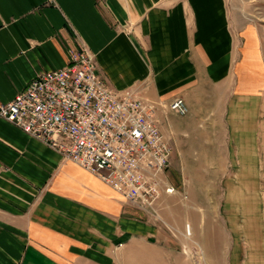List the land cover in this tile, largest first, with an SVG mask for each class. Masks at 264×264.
Segmentation results:
<instances>
[{
    "label": "crops",
    "instance_id": "1",
    "mask_svg": "<svg viewBox=\"0 0 264 264\" xmlns=\"http://www.w3.org/2000/svg\"><path fill=\"white\" fill-rule=\"evenodd\" d=\"M76 40L111 87L153 108L171 142L170 176L178 166L240 168L224 179L225 190L236 184L225 214L243 218V264H264V92L252 53L233 71L226 1L0 0V103L37 72L64 66ZM175 97L188 108L184 127L165 122ZM245 196L255 199L249 211ZM140 213L0 118V264H172L171 240Z\"/></svg>",
    "mask_w": 264,
    "mask_h": 264
},
{
    "label": "built area",
    "instance_id": "2",
    "mask_svg": "<svg viewBox=\"0 0 264 264\" xmlns=\"http://www.w3.org/2000/svg\"><path fill=\"white\" fill-rule=\"evenodd\" d=\"M67 54L64 66L37 72L11 100L0 103V118L156 214L161 194H173L175 188L164 175L171 146L153 109L129 91L111 87L81 41ZM168 107L180 115L188 110L181 97Z\"/></svg>",
    "mask_w": 264,
    "mask_h": 264
},
{
    "label": "rangeland",
    "instance_id": "3",
    "mask_svg": "<svg viewBox=\"0 0 264 264\" xmlns=\"http://www.w3.org/2000/svg\"><path fill=\"white\" fill-rule=\"evenodd\" d=\"M225 1L234 36V48L238 51L232 62L233 71L237 64H240L242 58L243 60L246 59V56L251 58L252 53L259 72L258 84L259 94H261L264 92V0ZM250 46H253L254 49L252 50ZM242 62L244 64V61ZM246 67L251 68L248 71L250 77L254 68L250 63ZM168 110V114L165 115L166 123L180 127L186 126V123L178 117L185 116L188 110L183 115L177 114L170 108ZM169 114L172 118L169 117ZM198 124L202 126L201 121ZM164 137L171 146L170 139L165 135ZM180 138H184V136L181 135ZM179 152L183 153L184 151ZM236 168L232 166L226 168L178 166L175 168L176 174L173 177L170 176L169 165L164 175L175 188V192L161 194L157 202L158 211L156 214L147 213L136 206L142 217L154 221L162 229L164 236L171 240L172 264H243L242 253L246 248L241 231V225L244 224L243 218L240 215L231 214L227 210L225 214L223 198L224 195H229L236 185L228 184V190H225L224 179L238 173L240 168ZM215 173L218 177L213 178L212 174ZM248 189L247 191H249ZM238 194L241 195L240 192ZM239 201H241L242 208L249 211L252 209L255 199L245 196ZM235 223L238 224V228ZM250 258L252 257L250 256ZM253 258H255L254 255Z\"/></svg>",
    "mask_w": 264,
    "mask_h": 264
}]
</instances>
